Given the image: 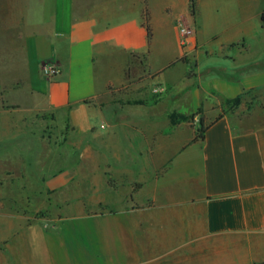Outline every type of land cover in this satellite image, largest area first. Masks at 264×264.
Returning a JSON list of instances; mask_svg holds the SVG:
<instances>
[{"label": "crops", "instance_id": "0c3cea01", "mask_svg": "<svg viewBox=\"0 0 264 264\" xmlns=\"http://www.w3.org/2000/svg\"><path fill=\"white\" fill-rule=\"evenodd\" d=\"M48 1L41 0V18L32 11L25 41L17 31L15 45L31 74L17 78L13 89L21 80L40 110L78 133L104 127L112 138L106 145L111 164L134 157L133 150L153 149L154 164L165 169L121 198L107 185L110 197L98 203L105 209L50 221L51 227L0 215V264H225L227 248L243 244L240 263L264 260V106L244 118L221 113L199 140L172 121L248 91L264 103V42L255 40L249 16L256 5L264 36V0H196L194 15L190 0H181L179 12L167 6L163 23L174 25L175 35L164 44L154 41L149 0H136L144 4L139 21L128 14L129 0ZM179 21L192 32L186 44ZM43 45L49 50L41 56ZM43 61L59 66L55 78L43 77ZM180 65L186 67L177 84L170 75ZM130 70L150 74L169 93L151 108L105 109L130 81Z\"/></svg>", "mask_w": 264, "mask_h": 264}, {"label": "rangeland", "instance_id": "374dc122", "mask_svg": "<svg viewBox=\"0 0 264 264\" xmlns=\"http://www.w3.org/2000/svg\"><path fill=\"white\" fill-rule=\"evenodd\" d=\"M180 2L149 0L155 42L164 44L171 35L174 37V25L165 26L163 23L167 16L165 8L170 6L169 13L172 8L179 12ZM142 3L129 0L128 14L132 20L139 21ZM256 7L253 6L249 13L250 23L255 40L264 42V36L258 30ZM32 11L35 17H42L41 0H0V215L24 216L28 224L40 221L51 227L62 218L90 215L95 210L98 213L105 209L104 204L98 206L100 201L105 202L111 194L121 198L130 189L137 191L143 183L160 176L165 168L154 164L153 149L133 150L134 157L131 154L123 162L111 164L107 159L106 145L112 138L104 127L98 133H78L61 117L40 110L27 89H20L21 80L17 81V90L13 89L17 78L26 81L31 74L29 59L22 52L21 45H15V38L21 29L25 41L32 29ZM189 11L192 13L190 7ZM44 13L47 15L49 11ZM40 23V20L35 21V34L42 30ZM176 26L179 31L185 27L183 21ZM48 50L43 45L38 54L43 56ZM49 62L55 64L43 61L40 69ZM185 67L178 66L170 79L182 83ZM129 78L119 93H114L113 102L103 103L105 109H120L127 103L134 108H138L137 105L151 108L169 93L154 83L148 73L130 70ZM2 94L4 98L1 99ZM261 96L250 93L241 104L229 100L211 101L189 114L178 113L172 121L175 119L179 128L183 125L184 136L197 138L201 130L221 113H233L241 118L250 116L264 106ZM212 107L214 111L210 110ZM201 120L205 124L201 125ZM122 141L117 140V143L121 145ZM107 185L110 195L106 191ZM244 248V244L228 247L225 264H264V260L240 263L238 254L244 255Z\"/></svg>", "mask_w": 264, "mask_h": 264}, {"label": "built area", "instance_id": "2783aa9c", "mask_svg": "<svg viewBox=\"0 0 264 264\" xmlns=\"http://www.w3.org/2000/svg\"><path fill=\"white\" fill-rule=\"evenodd\" d=\"M192 34L191 30L186 27L180 28V36H181V42L183 44H186L187 38ZM59 66L57 64L53 63H46L42 69L41 73L44 78L46 79H52L55 78L59 74Z\"/></svg>", "mask_w": 264, "mask_h": 264}, {"label": "trees", "instance_id": "16d2710c", "mask_svg": "<svg viewBox=\"0 0 264 264\" xmlns=\"http://www.w3.org/2000/svg\"><path fill=\"white\" fill-rule=\"evenodd\" d=\"M190 2H191V12L194 15L195 14V3H196V0H190ZM145 27H146V30H147L148 39H149V41H151L153 33H152V29H151L150 24H149L148 14L145 15ZM252 92L253 91L244 92L239 97H237V98H235L233 100H229V101L234 103V104H241L242 101L245 100V97L248 94L252 93ZM201 125H203V120H201ZM204 134H205V129L201 130V134L197 138H195V140L204 139Z\"/></svg>", "mask_w": 264, "mask_h": 264}]
</instances>
